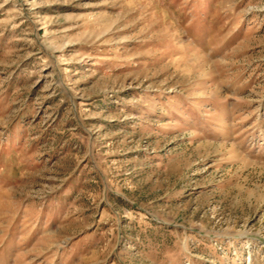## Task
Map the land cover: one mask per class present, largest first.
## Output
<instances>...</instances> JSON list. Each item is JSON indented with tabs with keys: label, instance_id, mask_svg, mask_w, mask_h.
<instances>
[{
	"label": "rangeland",
	"instance_id": "374dc122",
	"mask_svg": "<svg viewBox=\"0 0 264 264\" xmlns=\"http://www.w3.org/2000/svg\"><path fill=\"white\" fill-rule=\"evenodd\" d=\"M0 264H264V0H0Z\"/></svg>",
	"mask_w": 264,
	"mask_h": 264
}]
</instances>
